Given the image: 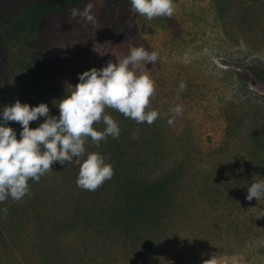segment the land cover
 I'll return each mask as SVG.
<instances>
[{
    "label": "rangeland",
    "instance_id": "1",
    "mask_svg": "<svg viewBox=\"0 0 264 264\" xmlns=\"http://www.w3.org/2000/svg\"><path fill=\"white\" fill-rule=\"evenodd\" d=\"M52 1L0 0V106L58 116L80 73L142 46L158 59L132 70L153 80L146 111L159 115L138 124L105 108L120 135L86 137L80 158L114 169L95 191L76 186L73 160L0 202V264H264V195L245 199L264 180V0H174L151 20L130 0H75L32 25ZM89 2L94 22L72 17Z\"/></svg>",
    "mask_w": 264,
    "mask_h": 264
},
{
    "label": "clouds",
    "instance_id": "2",
    "mask_svg": "<svg viewBox=\"0 0 264 264\" xmlns=\"http://www.w3.org/2000/svg\"><path fill=\"white\" fill-rule=\"evenodd\" d=\"M130 5L135 13L148 20L171 17L174 12V0H130ZM92 9L93 4L89 2L82 9H71V15L94 22ZM157 59L156 51L132 47L127 56L115 63L109 61L104 67H93L80 73L74 90L55 104L59 109L58 116L51 115L44 102L32 106L17 99L10 105L0 106V202L8 197L19 201L28 195V181L38 182L41 176L53 170L54 163L63 166L75 160L79 164L76 186L83 190L95 191L110 180L114 169L101 153L90 152L81 162L86 151L85 138L90 137L99 145L109 135L119 137L118 123L105 113L108 107L138 124H152L157 119L158 111H146L155 91L153 80L147 73L137 75L132 70L140 62L154 64ZM179 87L183 88V83ZM171 111L180 114L182 109L177 105ZM41 117L43 122L37 127L29 126L31 121ZM101 119L105 128L98 131L92 125ZM8 122L19 123V139ZM262 195L264 180L254 181L248 186L245 199L259 201Z\"/></svg>",
    "mask_w": 264,
    "mask_h": 264
},
{
    "label": "trees",
    "instance_id": "3",
    "mask_svg": "<svg viewBox=\"0 0 264 264\" xmlns=\"http://www.w3.org/2000/svg\"><path fill=\"white\" fill-rule=\"evenodd\" d=\"M73 3H75V0H55L52 2H47L43 5L36 4L35 5V14L33 16L34 19H33L32 25H34V26L37 25L39 16H44V15L53 13L55 10H57V8L70 6ZM136 206L138 207V205H136Z\"/></svg>",
    "mask_w": 264,
    "mask_h": 264
}]
</instances>
